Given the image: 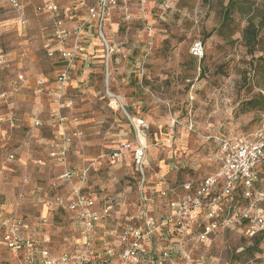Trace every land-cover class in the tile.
I'll use <instances>...</instances> for the list:
<instances>
[{"label": "rangeland", "instance_id": "rangeland-1", "mask_svg": "<svg viewBox=\"0 0 264 264\" xmlns=\"http://www.w3.org/2000/svg\"><path fill=\"white\" fill-rule=\"evenodd\" d=\"M239 1L129 0L130 20L115 11L101 29L92 23L82 56L90 65L84 68L81 58L75 63L81 69L71 73L64 87V103L71 106L61 108L66 118L62 123L51 118L56 79L64 64L49 58L43 48L51 40L49 18L34 13V0H24L28 25L19 35L12 28L11 11L0 4V93L6 97L0 100L4 211L26 220L30 234L55 255L79 246L77 224L52 198L65 191L57 183L62 171L88 165L87 181L76 186L96 195L100 206L109 196H123L121 209L116 208L109 223L123 225L122 214L132 215L139 203V181L134 168L118 169L108 154L123 138L136 146L137 120L147 126L150 183L197 181L214 174L218 148L211 135H247L264 122V0H249L241 8L236 6ZM57 2L67 18L66 7L73 0ZM84 13L80 9L76 17ZM199 41L203 56L194 59L191 48ZM41 81L52 91L38 93ZM34 119L40 127L32 126ZM76 131L81 134L64 144L60 134ZM61 146L68 149L65 164L50 157ZM260 180L262 191L264 173ZM259 206L264 208V202ZM262 239L246 238L243 229L232 228L189 250L193 264L199 259L203 264H264ZM3 259L15 261L0 246ZM178 264L185 261L179 259Z\"/></svg>", "mask_w": 264, "mask_h": 264}, {"label": "built area", "instance_id": "built-area-1", "mask_svg": "<svg viewBox=\"0 0 264 264\" xmlns=\"http://www.w3.org/2000/svg\"><path fill=\"white\" fill-rule=\"evenodd\" d=\"M37 1L35 12L46 15L51 27V41L43 48L49 58L56 57L64 64L56 79L55 108L51 113L52 120L62 123L66 120L61 110L65 104L64 87L70 80L75 63L84 54V41L90 34V25L97 23L101 29L115 11H120L121 16L130 20L129 0H73L66 7L67 18L57 0ZM0 3L11 11L16 25L25 29L28 21L23 4L19 0H0ZM80 9L85 12V17H76ZM100 35L104 38L102 33ZM191 55L195 58L203 56L200 42L193 44ZM23 57H27L26 52ZM22 80L19 76L18 81ZM17 88L18 83H14L13 89ZM45 88L44 81L37 83L38 93ZM5 99V94L0 93V100ZM32 126L40 127L39 120L34 119ZM135 128L138 131L136 146L125 140L108 154L116 164H121L125 155H131L132 167L139 181V203L135 205V213L124 212L123 225H110L112 215L118 213L116 208L120 209L122 205L120 200L123 196H109L100 206L96 195L75 184L87 181L89 168L65 169L57 178L58 187H64L65 193L55 195L52 203L73 217L80 238L79 246L53 254L45 242L30 234L26 220L18 215L2 213L1 205L0 246L12 254L15 261L3 259L0 264H178L179 259L185 264H193L191 247L204 244L229 229L240 228L246 238L260 236L264 240V208L259 206L264 202V190L258 188L264 173V122L259 129L247 135H211V140L218 146L215 156L218 170L200 180H185L157 191V197L165 201L163 207L161 205L164 211L157 213H154L155 192L145 190L149 167L145 138L147 126L137 120ZM80 134L78 131L72 135L63 132L60 137L66 144L70 137ZM139 136L145 139L146 144L140 141ZM67 152V147L61 146L50 157L59 164H65ZM8 158L14 159L12 155ZM199 261L198 264H203V259Z\"/></svg>", "mask_w": 264, "mask_h": 264}, {"label": "crops", "instance_id": "crops-1", "mask_svg": "<svg viewBox=\"0 0 264 264\" xmlns=\"http://www.w3.org/2000/svg\"><path fill=\"white\" fill-rule=\"evenodd\" d=\"M20 2H21V4H23V6H24V8H25V12H26V9H27V3H25L24 2V0H19ZM35 1V4L32 6V8H33V11H34V13L35 14H37L36 12H35V9H36V7H37V5L39 4L38 3V1L37 0H34ZM1 4V3H0ZM2 6H4L5 7V5H3V4H1ZM7 8V7H6ZM114 13H116V12H112V16H113V14ZM37 15H39V14H37ZM112 16L109 18V19H111L112 18ZM108 19V20H109ZM13 23H15V21L13 22ZM5 25V24H4ZM12 28H15L17 31H19L20 32V34L19 35H22L23 34V31L25 30V29H21L19 26H17L16 25V23L15 24H13L12 25ZM90 35H88V37H89ZM24 37V36H23ZM88 39V38H87ZM51 40H49V42H50ZM83 56V55H82ZM82 56H81V59H82ZM58 59V58H57ZM58 61L59 62H61L59 59H58ZM81 63H82V66H84V68H88L89 67V65H90V63H88L87 61H85V60H81ZM76 69L78 70V69H81V67H79V68H76V66H75V68H74V71H73V74H74V72H76ZM46 90L49 92V91H52V88H49L48 86H47V88H46ZM108 95L109 96H112L110 93H108ZM70 106H71V103L69 102V103H67V102H65V104H64V108H66V109H70ZM54 107H55V105H54ZM34 121V120H33ZM142 121V120H141ZM40 122V121H39ZM136 122V121H135ZM134 122V123H135ZM33 123V122H32ZM40 125H41V123H40ZM134 126H135V124H134ZM139 138H140V141L142 142V143H145L146 144V142H145V139L144 138H142V136H139ZM124 140L123 141H125V140H127L126 138H123ZM128 141V140H127ZM122 143V142H121ZM120 143V144H121ZM212 143H213V145H215V146H217V143H215V142H213L212 141ZM218 147V146H217ZM147 150V149H146ZM10 156V155H9ZM214 163H216L217 164V162L215 161V159H214ZM116 166H117V168L118 169H123V168H125V169H128V170H131V171H134L133 170V167H132V158H131V155H125L124 156V159H123V162L121 163V164H116ZM82 167H85V168H89V170L91 169V166H82ZM217 167V169H216V171L218 170V165L216 166ZM149 168V167H148ZM147 168V169H148ZM215 171V172H216ZM149 172H150V169H148L147 171H146V182H145V190L146 191H149V190H153V192H155V194H154V196H153V198L154 199H156V205H155V207H154V211H155V209H157L158 210V212H163L164 210H162L161 209V205H162V207H163V204L165 203V201H163V200H161V199H159L158 197H157V191H159V190H161V189H166V188H170V186H172V185H174V184H177V183H175V182H169V184H167L166 183V181H162V182H160L159 183V185L158 186H155L154 184H152V183H150V181H148L149 180V178H148V174H149ZM215 174V173H214ZM213 175V174H212ZM128 177H130V180H133L134 179V176H131V175H128ZM161 179H163V178H161ZM161 181V180H160ZM63 193H65V191L63 192ZM179 195H182V193H179ZM121 196V195H120ZM119 196V197H120ZM121 209V208H120ZM1 212L2 213H4V214H11V213H7V212H5L4 211V209H2L1 210Z\"/></svg>", "mask_w": 264, "mask_h": 264}, {"label": "trees", "instance_id": "trees-1", "mask_svg": "<svg viewBox=\"0 0 264 264\" xmlns=\"http://www.w3.org/2000/svg\"><path fill=\"white\" fill-rule=\"evenodd\" d=\"M249 2V0H242L241 2L239 1V3L238 4H236V6L238 7V8H241L242 6H244L246 3H248ZM235 7V6H234ZM200 42V41H199ZM201 43V42H200ZM202 46H203V44H202ZM193 57V56H192ZM194 59H196L195 57H193ZM200 59V58H199Z\"/></svg>", "mask_w": 264, "mask_h": 264}, {"label": "bare ground", "instance_id": "bare-ground-1", "mask_svg": "<svg viewBox=\"0 0 264 264\" xmlns=\"http://www.w3.org/2000/svg\"><path fill=\"white\" fill-rule=\"evenodd\" d=\"M104 42L107 44V41L105 40V38H104Z\"/></svg>", "mask_w": 264, "mask_h": 264}]
</instances>
